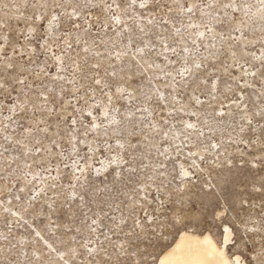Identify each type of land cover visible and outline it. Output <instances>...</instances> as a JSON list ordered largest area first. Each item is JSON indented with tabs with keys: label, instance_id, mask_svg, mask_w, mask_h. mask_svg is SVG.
I'll return each instance as SVG.
<instances>
[{
	"label": "rangeland",
	"instance_id": "374dc122",
	"mask_svg": "<svg viewBox=\"0 0 264 264\" xmlns=\"http://www.w3.org/2000/svg\"><path fill=\"white\" fill-rule=\"evenodd\" d=\"M185 2L191 4L194 0H179ZM238 3L248 5L247 9H203V16L199 11L195 16L178 12L177 5H173L174 11L167 14L172 21L169 25L158 23L166 9H141L139 0L129 12L132 18L121 17V24L112 22L104 27L106 17L96 9L91 10L88 23L81 15L78 22L91 37L88 50H83V41L76 45L73 36L77 51L69 50V55L78 64L85 60L89 64L100 63L102 68L116 73L104 77L111 87L103 88V92L93 85L88 104L99 106L91 107L89 116L83 101L71 95L78 85L70 81L74 77L78 81L81 73L60 50L63 44L51 52L41 47L45 44L43 37L57 21L50 16L26 20L31 9L23 6V0H0V19L13 17L15 32L27 45L19 51L25 55L31 51V59L36 61H20L27 67L25 75L31 73L26 81L33 85L31 89L24 88L20 95L12 92L10 99L0 96V176L4 177L0 180V264H84L79 257L73 258L70 249L82 252L81 245L95 249L104 243L114 252L113 246L126 243L125 233L132 228L134 218L149 224L148 217L151 227L137 229L143 236L141 248L147 253L140 264H155L181 231L209 233L222 245L226 230L230 235L225 244L229 255L235 253L243 264H264V230H247L260 227L257 217L264 203V78L258 71L264 63V44L260 43L264 36V9L260 0ZM233 16L242 18L244 24L223 29L232 41L222 40L216 20ZM190 21L200 27L188 28ZM205 22L213 27V32L204 29ZM29 26H34L35 31L29 32ZM125 27L129 31H124ZM234 27L240 30L235 31ZM165 28V35L180 28L175 41H168L176 49L175 54L166 51L156 39V34ZM198 32L204 35L198 36ZM25 36L29 39L24 40ZM233 41H239L234 49L235 59L228 54L219 58L212 55ZM145 43L156 47L151 52L145 48L142 59L136 49ZM117 52L123 55L117 57ZM8 54L12 55L10 48ZM55 56H62L63 61L55 60ZM144 59L159 67L145 70L136 63L143 65ZM193 61H202L203 66L197 69ZM245 71H256V76L245 75ZM168 72L175 76L178 85L193 76L207 77L205 91L196 93L202 103L189 100L183 88L173 92L166 87L171 83V77L164 75ZM21 88L17 85L18 91ZM157 90L162 100L156 99ZM25 93L33 100L37 93L48 97V102L43 96L40 98V106L54 126L47 135L38 134L44 137V148L38 153L34 152L39 146L33 139L37 136L34 119L26 124L33 127L32 132L19 127L24 122L20 120L19 105L25 100ZM76 95H83V89ZM146 96L152 99L147 100ZM108 97L112 98L111 103ZM60 103L66 104V111L60 109ZM73 106L85 110L75 112ZM49 108L53 110L51 114ZM58 110L62 115L72 112L77 120L75 131L66 120L55 126ZM26 115L32 117L31 112ZM90 122L103 127L85 134L81 125ZM187 124L194 127L187 128ZM53 132L57 135L53 136ZM6 136L10 139L5 140ZM28 149L33 151L26 155ZM193 152L197 155L193 156ZM34 160L40 163L27 167ZM9 162L11 167H3ZM181 167L188 171L187 177L181 176ZM92 220L97 223L92 224Z\"/></svg>",
	"mask_w": 264,
	"mask_h": 264
},
{
	"label": "snow or ice",
	"instance_id": "6c2138e0",
	"mask_svg": "<svg viewBox=\"0 0 264 264\" xmlns=\"http://www.w3.org/2000/svg\"><path fill=\"white\" fill-rule=\"evenodd\" d=\"M138 0H23V6L26 9H31V12L29 15L25 17L26 20H42L47 18L48 16L51 17L52 21H57V23L50 28L49 32L43 37L45 40V44L41 45V47L44 48L45 52H51L53 47L60 48V45L63 44V48L60 50L64 53V56H66L69 60L72 61V64L76 65V71L81 73L79 80L77 81L74 77L73 81H70V83H74L78 86L75 87L74 92L71 93L72 97L75 99H78L80 101H83V104L85 108H87V115L91 116V107L99 105L93 104L89 105L88 101L92 99V97L89 95L90 92L94 91L93 85H95L97 88L100 89L101 92H103V88L105 87H111L109 83L104 81L105 76H115L116 73L114 71L110 72L108 68H102L100 63H93L89 64L86 60L84 63H77V61L69 55V50L72 52H76V48H74L73 40L71 39L73 36L75 37L74 43L76 45H80L83 41V44L85 45L84 51H87V45L89 43V39H91L90 34L88 32L87 28H84L81 23L78 22L79 17L83 15L85 17L84 23H88V21L91 19V10L96 9L99 10V14L106 17L104 27H107L108 24L115 22L116 24H121L122 20L121 17H125L127 19H131L132 17L129 15V12L131 9H133L137 5ZM173 5H177L176 11L178 12H187L191 13L193 16H195L196 12L199 11L200 14L203 16L205 15L203 9H215V10H221V9H232L233 12H237L241 9H247L248 5L246 4H239L238 0H194L191 4L189 3H179V0H139V8L146 9L151 7L152 11L155 12L157 10L166 9V12L163 16L159 19L158 23L161 25H169L172 24V21L167 18V14L172 13L174 11ZM260 6L262 9H264V0H260ZM69 9H71L69 11ZM62 10V11H61ZM59 13V15L57 14ZM208 15H212V13H208ZM156 17L153 16V19ZM13 17L9 16L7 19H0V41H3V43H0V96H6L9 99L11 98L12 92H17V95H20L24 88L31 89L33 87L32 84L26 83L31 73L27 72V67L24 63H21V60L27 59L28 64L35 63L36 61L32 60L31 57L34 55L31 51L25 55V53L20 52L19 49L26 48L27 45L22 43L21 34L16 33L15 29L13 28V25L11 23V20ZM17 21H19V17L15 18ZM153 20L149 19L148 23L152 24ZM244 24V20L238 16H233L231 19H217L216 25L219 27V31L217 34L221 37L222 40L225 41H232V38L230 36H226L224 34L223 29L228 27L229 25H240ZM188 28H198L200 27L199 24L189 22L187 24ZM204 29L207 32H213V27H210L208 23L203 24ZM124 31H129L127 27L123 29ZM235 31H239L240 29L238 27H234ZM35 31L34 26H29V32ZM141 32H144L143 28H140ZM168 29L165 28L164 31L158 32L156 34V39L161 43V45L164 47L166 51H172L174 54L176 52V49L174 47H171L168 44L169 40L175 41L176 37L180 35V28H175L174 31L170 33V35H165V32H167ZM198 36H203L204 32H198ZM66 37L68 39H66ZM215 38V37H214ZM24 40H28V37H23ZM178 42V41H177ZM92 43H95V40L92 39ZM103 43V42H102ZM195 43V41H193ZM239 41H233L231 43H228L227 47L223 50H218L217 53H213L212 55L216 58H219V56H223L225 54L230 55L232 58H236L237 52L234 50L237 46ZM260 43L264 44V36L260 38ZM156 45L145 43L143 47H137L136 51L141 54V57L143 59L144 56V50L147 48L149 52L153 51L155 49ZM9 48L11 49L12 55L8 54ZM184 51H187L185 48ZM241 51H243V48H241ZM78 54V53H77ZM99 54V53H98ZM117 57H120L123 55V53H116ZM16 57H19L17 59ZM55 60L57 61H63L62 56H55ZM135 60V57H133ZM207 59V58H205ZM247 63V61H244ZM138 66H141L146 69H151L153 67H159V65H156L154 62L149 63L147 59H144L143 65L140 64V61H136ZM169 63L174 64L175 61H169ZM195 67L197 69L201 68L203 66V62H196L193 61ZM237 64H239V61H237ZM240 67H243V65H239ZM111 67V65H109ZM187 71V70H185ZM260 72V76L264 78V63L261 64V68L258 70ZM103 72V75L101 73ZM180 75H183L182 73H178ZM245 75H252L256 76V71H253L251 73L245 71ZM164 75L171 77V83L167 84L166 87L172 88L173 92L177 90L178 87L183 88L188 92V99L192 100L195 99L196 104H201L202 101L199 99V97L196 95L197 92L203 93L205 91L204 84L207 80V77H198L193 76L191 79L186 80L183 82L182 85H178L175 76H172L170 72L164 73ZM60 79H64L63 77H59ZM151 81L149 80V83ZM237 84H239V81H237ZM17 85L23 86L19 91L17 90ZM83 89V95L77 96L76 93L81 92ZM64 90L62 89V92ZM117 91H122V89H117ZM106 95V94H105ZM25 100L20 101L19 105V113L20 120L24 121L23 123H19V127L24 130L26 133H30L33 131L32 126H26L28 124L29 119H34L35 121V132L37 133V136H34V144L39 145L38 147L34 148V152H41L44 148V145L42 144V140L44 137L39 136V133H44L47 135L49 133V129L52 128L54 125L50 124L48 122V117L44 115V108L40 106V98L43 96V99L45 102H48V97L44 96L43 93H37L36 99L33 100L31 96H28L25 93ZM147 100H151L152 96H146ZM157 100H162L163 97L159 95L158 90L156 94ZM173 99H176L175 96H173ZM213 99L215 97L213 96ZM109 103H111L112 98L108 97ZM53 103H56V101H53ZM75 112H84V108L73 106ZM60 109L66 111V104L60 103ZM12 110H16L15 103L12 106ZM164 109L161 108V111ZM48 113H52V109L49 108ZM147 111V109H145ZM28 112L32 113V117L29 118L26 114ZM132 113L129 112V115ZM194 114V113H191ZM218 115H222L223 113H217ZM104 115H108V110L106 109L104 112ZM169 115H171V112H169ZM57 119L55 126L58 127L59 124L63 121H68L73 126V131H75V126L77 124V120L73 118L72 112H68L67 115H62L61 111H57L56 113ZM163 119V117H161ZM9 119H11L9 117ZM167 123V121H164ZM13 123H17L16 121H13ZM249 125H251L252 121L248 120ZM45 125L44 127H39V125ZM85 129V134L89 131H96L98 128L103 127L102 124H97L95 122H90L89 125H81ZM5 128L8 126L5 125ZM187 128H193L194 125L187 124ZM155 130V127H154ZM243 130V129H242ZM254 131V129H252ZM53 136L57 135L56 132L52 133ZM134 135V133H133ZM165 136L167 133L164 134ZM5 140L10 139L9 137H4ZM187 139V137H186ZM52 144H56L55 140L50 141ZM17 143H21L20 141H17ZM123 147V145H121ZM215 147V146H213ZM8 149L5 148L4 152H7ZM33 149H28V151L25 153L26 155L29 152H32ZM179 151V149H177ZM193 156H196L197 153L193 152ZM0 156H3V152H0ZM201 159L203 157L201 156ZM40 161H32V163L28 164L27 167H31L32 164H39ZM193 165H195V161H193ZM3 167H11V162L7 164H3ZM189 175L188 171H185L183 167H181V176L187 177ZM4 179V177L0 176V180ZM53 179H57V177H53ZM53 188L56 186L53 185ZM264 187V185H262ZM162 191V186L161 189ZM23 191V189H21ZM259 191V189H258ZM75 194H73L74 196ZM169 196H171V193H169ZM19 199V197L17 198ZM83 199V196L81 197ZM255 207V205L253 206ZM135 211V209H134ZM226 211V210H225ZM15 215V213H13ZM223 215V212L221 213ZM251 215V214H250ZM260 217H264V203L260 206V211L257 217V221L260 225V227L256 229H247L248 231H261L264 230V219H260ZM150 223L149 224H142L139 219L133 220V226L130 229L129 232L125 233V236L127 237L126 243L121 244L119 247L113 246L115 248L114 252H110L108 250V247L105 246L104 243H101L98 248H89L87 244L81 245L80 247L84 249L82 252H77L75 249H70L73 258L79 257L81 260L84 261V264H140L141 257L146 255V249L141 248V244L143 243V236L140 232L137 231V229L146 230L147 228L151 227V218H147ZM257 221H253L256 223ZM244 224H247V220L241 221ZM96 220H92V224H96ZM91 231L95 232V229L92 228ZM3 239L7 240L8 237H3ZM14 248L15 245H12ZM35 255V253L33 254ZM123 258V259H122ZM61 259H63V256H61ZM67 264V262H65Z\"/></svg>",
	"mask_w": 264,
	"mask_h": 264
},
{
	"label": "bare ground",
	"instance_id": "6f19581e",
	"mask_svg": "<svg viewBox=\"0 0 264 264\" xmlns=\"http://www.w3.org/2000/svg\"><path fill=\"white\" fill-rule=\"evenodd\" d=\"M228 232L225 231L224 243L220 245L209 233L181 231L155 264H241L238 255L226 252Z\"/></svg>",
	"mask_w": 264,
	"mask_h": 264
}]
</instances>
